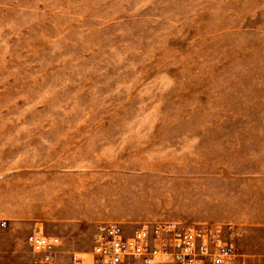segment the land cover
I'll return each mask as SVG.
<instances>
[{"label":"rangeland","instance_id":"1","mask_svg":"<svg viewBox=\"0 0 264 264\" xmlns=\"http://www.w3.org/2000/svg\"><path fill=\"white\" fill-rule=\"evenodd\" d=\"M262 215L264 0H0V264L32 232L97 264L109 222L220 227L234 264Z\"/></svg>","mask_w":264,"mask_h":264},{"label":"built area","instance_id":"2","mask_svg":"<svg viewBox=\"0 0 264 264\" xmlns=\"http://www.w3.org/2000/svg\"><path fill=\"white\" fill-rule=\"evenodd\" d=\"M7 225V220H0V227ZM27 243L37 255L34 264H53L46 236L32 232ZM93 251L97 264H160L162 257L171 264H232L235 247L222 238L220 227L139 224L126 235L121 223L109 222L98 224ZM72 259L77 262L79 257Z\"/></svg>","mask_w":264,"mask_h":264},{"label":"crops","instance_id":"3","mask_svg":"<svg viewBox=\"0 0 264 264\" xmlns=\"http://www.w3.org/2000/svg\"><path fill=\"white\" fill-rule=\"evenodd\" d=\"M259 218L258 221L254 222L251 229L244 228L239 231L234 264H264V215ZM250 232L252 234L251 249L245 246V241L248 238L246 234Z\"/></svg>","mask_w":264,"mask_h":264}]
</instances>
